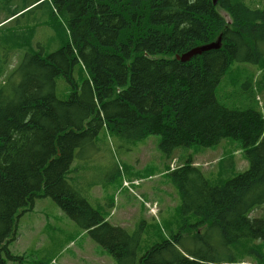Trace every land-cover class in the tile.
<instances>
[{
  "label": "trees",
  "instance_id": "16d2710c",
  "mask_svg": "<svg viewBox=\"0 0 264 264\" xmlns=\"http://www.w3.org/2000/svg\"><path fill=\"white\" fill-rule=\"evenodd\" d=\"M46 2L12 3L0 27ZM50 3L54 15L65 19L68 39L54 52H26L0 87V264L21 260L9 244L17 238L20 215L31 211L39 196L52 197L117 264L222 263L206 241L197 250L183 249L180 233L139 258L140 232L111 224L67 180L76 149L94 146L103 127L131 140L160 135L159 147L168 161L178 147L214 148L225 139L239 140L249 167L219 184L211 183L194 155L173 170L169 166L168 173L179 187L185 212L197 213L235 250L259 254L247 241L264 242V219L250 218L264 204V114L229 108L216 91L234 61L259 64L263 74L256 82L264 84V8L245 0ZM207 44L209 50L181 60ZM78 63L85 75L81 83L73 80ZM17 74L21 80L15 84ZM59 75L73 85L65 100L55 92ZM141 180L124 182L140 186Z\"/></svg>",
  "mask_w": 264,
  "mask_h": 264
},
{
  "label": "rangeland",
  "instance_id": "374dc122",
  "mask_svg": "<svg viewBox=\"0 0 264 264\" xmlns=\"http://www.w3.org/2000/svg\"><path fill=\"white\" fill-rule=\"evenodd\" d=\"M25 1L0 0V8H5V16L1 11L0 20L14 8L12 3L21 6ZM245 2L251 7L264 8V0ZM25 11L0 27V87L26 52L50 53L63 46L68 39L65 19L54 15L50 1ZM223 15L228 23L232 22L227 13ZM259 69V64L234 61L217 87L219 101L229 108H253L264 114V84H256L257 77L260 75L258 80L261 78ZM73 76L78 83L85 77L80 63L75 65ZM20 80L17 74L12 82L18 84ZM246 81L250 82L249 87L244 86ZM72 91L73 85L59 75L55 86L57 97L65 100ZM160 142L161 136L157 134L131 140L110 133L103 127L94 146L83 151L76 149L66 178L111 224L125 228L131 234L140 232L139 258L154 244L181 232L183 248L197 250L206 241L218 251L216 258L222 261L219 264L261 262L259 255L264 256L262 240L247 241V245L258 250L259 254L235 250L222 241L216 230L205 223H198L200 216L197 213L183 211L179 187L168 173L169 165L170 168H177L194 155V163H199L211 183L219 184L249 167L241 142L225 139L214 148L199 144L191 148L178 147L170 161L160 149ZM222 154L226 159L220 164L215 163L217 158L214 156ZM211 170L213 173H209ZM218 170L220 172L216 174ZM134 178L142 179L141 185L134 187L135 190L132 187L137 185V181L124 184V179ZM156 204L160 213L154 217L150 213ZM250 215L255 219H264V204ZM18 236V242L13 243L10 250L21 260L8 261V264H117L116 259L66 214L52 197L35 198L34 208L19 218ZM230 257H233L232 260H228Z\"/></svg>",
  "mask_w": 264,
  "mask_h": 264
},
{
  "label": "water",
  "instance_id": "95a60500",
  "mask_svg": "<svg viewBox=\"0 0 264 264\" xmlns=\"http://www.w3.org/2000/svg\"><path fill=\"white\" fill-rule=\"evenodd\" d=\"M211 47L210 45L200 46L192 49L191 51L185 53L182 57V61H188L190 60L195 54L202 53L204 50H208V48Z\"/></svg>",
  "mask_w": 264,
  "mask_h": 264
}]
</instances>
